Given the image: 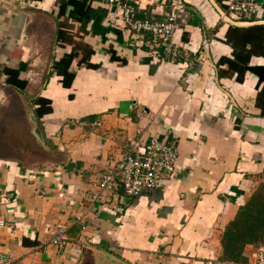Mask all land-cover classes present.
Listing matches in <instances>:
<instances>
[{"label": "crops", "instance_id": "1", "mask_svg": "<svg viewBox=\"0 0 264 264\" xmlns=\"http://www.w3.org/2000/svg\"><path fill=\"white\" fill-rule=\"evenodd\" d=\"M63 1L0 0V129L20 125L36 141L31 101L43 96L52 106L35 116L52 157L26 163L13 140L0 141V255L9 258L0 264H240L219 260L220 240L264 183L256 106L264 55L251 57L241 82L220 74L227 64L218 62L232 58L230 25L264 24V0L249 19L222 18L228 0H128L140 19L177 15L171 38L188 57L175 62L151 52L147 33L121 27L106 1ZM58 29L72 41L59 39ZM75 45L91 47L96 66L73 60L65 87L53 63ZM6 68L17 70L24 89L8 83ZM136 136L174 145L176 171L135 197L100 189ZM58 228L62 248L51 242ZM260 248L246 245L243 264H256Z\"/></svg>", "mask_w": 264, "mask_h": 264}, {"label": "built area", "instance_id": "2", "mask_svg": "<svg viewBox=\"0 0 264 264\" xmlns=\"http://www.w3.org/2000/svg\"><path fill=\"white\" fill-rule=\"evenodd\" d=\"M104 1L117 8L116 19L121 27L148 34L144 43L154 54L173 62L188 57V52L176 45L171 38L179 27L178 17L174 12L167 14L162 20L140 19L135 16L134 8L128 0ZM226 5L222 18L228 12L237 19H249L257 12L258 0H228ZM178 156V149L174 145L161 141L156 136H150L147 140L141 136L127 138L121 155L100 177L98 186L111 192L122 188L129 197H135L143 190L162 188L176 171ZM90 209L93 211L95 208L91 205ZM84 215H80L78 219H82ZM51 242L61 248L67 243L63 228L54 232ZM0 259L4 263L9 261L4 254L0 255ZM256 264H264L263 249L257 252Z\"/></svg>", "mask_w": 264, "mask_h": 264}, {"label": "trees", "instance_id": "3", "mask_svg": "<svg viewBox=\"0 0 264 264\" xmlns=\"http://www.w3.org/2000/svg\"><path fill=\"white\" fill-rule=\"evenodd\" d=\"M221 2V0H216ZM64 1L61 0V3ZM57 36L64 41H72L64 30L58 29ZM225 40L232 47V58H223L219 64H227L226 69L219 70L220 74L227 72L235 73L236 80L241 82L245 73L250 69L249 61L253 56L264 55V24H253L249 26L230 25ZM93 49L89 46H76L70 53L64 54L59 60L54 61L52 70L62 76V84L69 87L75 76L70 69L73 60L78 65L85 64L95 67L89 59ZM112 59H119L111 53ZM8 83L22 90L26 81L18 77L17 70L6 68ZM260 86L256 95V106L260 109V115L264 117V66L259 72ZM34 106V114L37 118L52 111L51 100L43 96H37L31 101ZM221 262L247 263L244 254L246 245L264 247V183H260L244 204L240 205L234 218L228 222L221 235Z\"/></svg>", "mask_w": 264, "mask_h": 264}, {"label": "rangeland", "instance_id": "4", "mask_svg": "<svg viewBox=\"0 0 264 264\" xmlns=\"http://www.w3.org/2000/svg\"><path fill=\"white\" fill-rule=\"evenodd\" d=\"M14 117L16 121L19 120V117H17L16 115ZM5 123H7L6 120ZM22 127L23 126L20 125L19 126L16 125V127L8 126L5 129L3 127L2 129H0V141L6 144V142L10 143L11 140H13L15 142L14 151H16L17 156L23 157L26 163L33 164L45 157H52L51 153H46V155H44V153L41 150L35 147L31 143V140L25 135L23 131L24 129ZM15 128L16 130H14ZM0 151H3V149L0 148Z\"/></svg>", "mask_w": 264, "mask_h": 264}, {"label": "water", "instance_id": "5", "mask_svg": "<svg viewBox=\"0 0 264 264\" xmlns=\"http://www.w3.org/2000/svg\"><path fill=\"white\" fill-rule=\"evenodd\" d=\"M221 14H223L224 15V12H221ZM226 16V15H225ZM225 18V17H224ZM30 122H31V124H32V128H31V132H32V134H33V136H34V138H36L35 140L36 141H34L33 140V138L30 136V138L26 135V133H25V135L31 140V143L35 146V147H37L39 150H41L42 152H45V148H46V145H45V142H44V139H43V136H42V133H41V131H40V129H39V127L36 125V117H35V114H34V112H30V116H29V119H28ZM36 142V143H35ZM42 146H44V148L42 147ZM47 151V150H46ZM45 153H50V152H45ZM52 154V153H51Z\"/></svg>", "mask_w": 264, "mask_h": 264}]
</instances>
